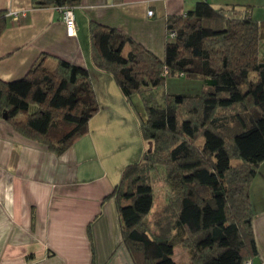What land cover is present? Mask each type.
I'll return each mask as SVG.
<instances>
[{
    "label": "trees",
    "instance_id": "obj_1",
    "mask_svg": "<svg viewBox=\"0 0 264 264\" xmlns=\"http://www.w3.org/2000/svg\"><path fill=\"white\" fill-rule=\"evenodd\" d=\"M33 2L77 7L82 0ZM7 14L0 10V37ZM167 29L159 57L118 28L90 24L94 63L115 79L148 143L105 199H115L134 264H177L175 247L188 250L184 264H254L252 185L264 163L259 24L248 7L200 1L170 16ZM45 61L20 79H0V120L61 154L89 132L100 104L89 69L66 60L49 69ZM175 76L200 80L202 88L161 92Z\"/></svg>",
    "mask_w": 264,
    "mask_h": 264
},
{
    "label": "crops",
    "instance_id": "obj_2",
    "mask_svg": "<svg viewBox=\"0 0 264 264\" xmlns=\"http://www.w3.org/2000/svg\"><path fill=\"white\" fill-rule=\"evenodd\" d=\"M200 1L216 8L248 7L260 27L259 52L264 59V0H82L74 9V36L67 35L55 6L0 0V10L8 13L0 37V79L24 77L42 57L52 69L66 60L89 69L100 104L89 132L61 154L0 120V264H134L122 240L115 199L105 198L148 143L143 139L140 147L137 124L136 147L128 141L125 149L120 147L125 138L116 121L129 117V102L112 75L95 65L90 24L118 28L163 57L168 18L186 14ZM149 10L154 13L149 15ZM252 201L260 253L254 264H264V163L252 185Z\"/></svg>",
    "mask_w": 264,
    "mask_h": 264
},
{
    "label": "rangeland",
    "instance_id": "obj_3",
    "mask_svg": "<svg viewBox=\"0 0 264 264\" xmlns=\"http://www.w3.org/2000/svg\"><path fill=\"white\" fill-rule=\"evenodd\" d=\"M46 67L49 69H52L50 66L46 65ZM201 88H202V83L200 80H191V79H188L186 77L175 76V77H169L166 81V84L161 86L159 90L161 92L187 93V92H199L201 90ZM134 102L137 105V111H139L141 114H144V105H143V102L140 99L139 95H136L134 97ZM128 106L130 108L129 117L126 116V118L124 120H122V118H121L119 121H116L119 123V126H118L119 133H123L124 138H125V141H122L121 146H120L122 149H125L127 147V145H129V144H127L126 141H128L129 143L131 142V146L133 148L136 147L137 143L135 141L133 134L137 128H138L137 130L139 132V135L141 137L140 139L138 138L140 147L143 144V137H142L141 132H140V127H139L137 115H136L134 109L132 108V106L130 105V103H128ZM130 119H131V121H130ZM131 122L133 124H136V125H132ZM137 124H138V127H137ZM124 131L127 133H124ZM141 140H142V142H141ZM144 144H145V140H144ZM181 248L177 249V254L172 259L177 264L178 263L184 264L188 258L190 259V255L189 256L187 255L188 250L184 248V251H183V249H181ZM177 260H180L181 262H178Z\"/></svg>",
    "mask_w": 264,
    "mask_h": 264
},
{
    "label": "built area",
    "instance_id": "obj_4",
    "mask_svg": "<svg viewBox=\"0 0 264 264\" xmlns=\"http://www.w3.org/2000/svg\"><path fill=\"white\" fill-rule=\"evenodd\" d=\"M62 14V19L66 25V33L68 36L76 35V15L74 12L75 7L72 6H64V7H57ZM154 13L153 10H149L148 14L152 15ZM9 14L13 15L14 18L19 17V13L17 11H11ZM24 15V13H22ZM176 32H171V36H175ZM246 264H252V262H247Z\"/></svg>",
    "mask_w": 264,
    "mask_h": 264
}]
</instances>
